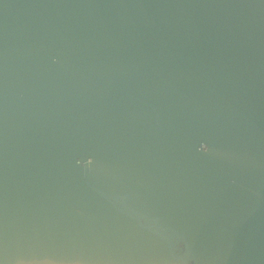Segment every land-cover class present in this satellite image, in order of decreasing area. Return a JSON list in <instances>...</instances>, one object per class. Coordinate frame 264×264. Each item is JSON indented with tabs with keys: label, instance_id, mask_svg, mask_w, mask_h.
Returning <instances> with one entry per match:
<instances>
[{
	"label": "water",
	"instance_id": "obj_1",
	"mask_svg": "<svg viewBox=\"0 0 264 264\" xmlns=\"http://www.w3.org/2000/svg\"><path fill=\"white\" fill-rule=\"evenodd\" d=\"M0 264H264V0H0Z\"/></svg>",
	"mask_w": 264,
	"mask_h": 264
}]
</instances>
